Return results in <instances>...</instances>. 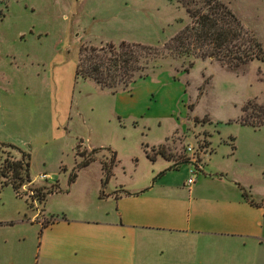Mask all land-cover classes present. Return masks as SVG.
I'll use <instances>...</instances> for the list:
<instances>
[{
  "label": "rangeland",
  "instance_id": "374dc122",
  "mask_svg": "<svg viewBox=\"0 0 264 264\" xmlns=\"http://www.w3.org/2000/svg\"><path fill=\"white\" fill-rule=\"evenodd\" d=\"M220 1L264 46V0ZM187 21L175 0H0V143L29 153L31 178L17 195L0 175V264L37 263L42 218L79 213L82 206L88 210L98 186L109 191L173 164L162 157L152 162L145 150L179 161L190 157L186 147L192 145L209 171L230 153L232 141L236 172L254 195L261 194L264 123L241 124V108L249 103V120L264 116L262 62L233 71L165 52L148 60L144 82L130 86L132 101L75 77L81 46L117 47L125 41L162 48ZM89 146L116 154L107 183L101 160L108 162L110 153L104 148L76 169L69 184L81 155L94 149ZM5 158L20 155L0 145V167ZM188 171L189 164L182 163L174 178L181 181ZM43 173L47 180L39 177ZM51 184L62 192L39 200L33 190Z\"/></svg>",
  "mask_w": 264,
  "mask_h": 264
},
{
  "label": "crops",
  "instance_id": "0c3cea01",
  "mask_svg": "<svg viewBox=\"0 0 264 264\" xmlns=\"http://www.w3.org/2000/svg\"><path fill=\"white\" fill-rule=\"evenodd\" d=\"M131 92L111 94L132 101ZM229 143L214 170L202 160L192 183L176 181L178 167L151 169L102 196L98 186L91 210L42 218L54 222L42 227L36 264H264V190L254 195L236 172Z\"/></svg>",
  "mask_w": 264,
  "mask_h": 264
},
{
  "label": "trees",
  "instance_id": "16d2710c",
  "mask_svg": "<svg viewBox=\"0 0 264 264\" xmlns=\"http://www.w3.org/2000/svg\"><path fill=\"white\" fill-rule=\"evenodd\" d=\"M175 1L185 10L188 21L163 43L162 48L125 41H121L117 47L111 43L99 49L92 46H81L75 67V77L91 79L100 88H110L111 93L114 94L118 89L130 90V86L137 78L146 77V73L143 71L147 69L148 60L163 55L165 52L176 56L193 57V59H208L233 71L253 60H258L264 64V46L249 30L244 28L226 4L220 0ZM192 65L193 60L189 62L188 66L192 67ZM248 105L249 103L241 108L245 115L241 124L252 126L263 124L264 116L257 121L246 118ZM0 145L15 149L20 155L17 160L5 158L0 167V175L5 178L3 185L10 184L15 193L19 195L21 186L31 182L29 175L30 155L20 151L12 144L0 143ZM233 148L234 145L232 144ZM98 149L104 148H94L91 154L83 153L81 155L82 161L73 168L68 177L69 184L76 178V169L85 167L92 162L95 159L93 154ZM105 149L109 151L110 159L108 162L101 160L102 169L106 176L104 184L107 183V178L116 161L115 152L109 148ZM157 154L172 160L163 151L159 150ZM156 155L145 150V156L150 161H154ZM183 162H187V160L173 161L168 169L177 168ZM42 190H45V193ZM33 191L39 195V200L44 201L48 194L62 190L56 184H51L48 187L36 188ZM122 192L129 193L123 190ZM99 196H102V191ZM52 222L54 221L45 220L41 222V227Z\"/></svg>",
  "mask_w": 264,
  "mask_h": 264
},
{
  "label": "built area",
  "instance_id": "2783aa9c",
  "mask_svg": "<svg viewBox=\"0 0 264 264\" xmlns=\"http://www.w3.org/2000/svg\"><path fill=\"white\" fill-rule=\"evenodd\" d=\"M186 149L190 155V157L187 159V163L189 164V177L187 178V182L192 183L194 175L201 168L202 161H198L197 156L195 154V149L192 145H187ZM39 177L43 179L46 178L44 174L40 175Z\"/></svg>",
  "mask_w": 264,
  "mask_h": 264
},
{
  "label": "water",
  "instance_id": "95a60500",
  "mask_svg": "<svg viewBox=\"0 0 264 264\" xmlns=\"http://www.w3.org/2000/svg\"><path fill=\"white\" fill-rule=\"evenodd\" d=\"M183 163H186V162H183Z\"/></svg>",
  "mask_w": 264,
  "mask_h": 264
}]
</instances>
